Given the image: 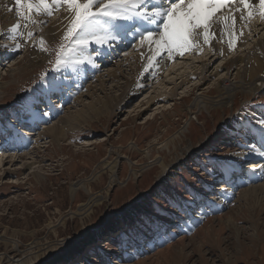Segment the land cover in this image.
Returning <instances> with one entry per match:
<instances>
[{"label": "rangeland", "instance_id": "374dc122", "mask_svg": "<svg viewBox=\"0 0 264 264\" xmlns=\"http://www.w3.org/2000/svg\"><path fill=\"white\" fill-rule=\"evenodd\" d=\"M66 12L61 7L50 16L31 14L33 20L44 23L36 26L28 44L5 55L0 49V86L5 88L0 89V137L11 145L0 149V264H10L4 256H27L24 264H264V190L259 194L261 205L246 211L249 202L244 204L243 190L248 186L237 188L229 198L219 189L223 186V170L231 169L237 162L241 170L253 162L241 155L245 151L242 146L251 141L247 130L261 126L257 110L264 115V107L257 109L254 104H264V91L249 97L236 96L230 106L222 109L201 110L196 119L189 121L184 138L172 140L192 119L189 111L193 98L205 91L203 88H213L211 83L216 80L215 76L206 78L201 88H194L199 79V55L207 48L201 47L197 59L188 63L192 70L184 74L190 83L179 86L169 101L154 100L149 110L142 112L140 101L155 95L143 92L130 102V108H120L118 104L110 120L84 116L72 120V125L68 116L81 107L75 109L70 103L80 93L73 88L76 84L69 81L71 88L63 100L53 104L60 113L51 123L43 122V108L47 110L48 106L40 103L46 93L51 100H57L53 98L55 88L64 83H58L57 78L65 69L52 70L63 34L56 37L46 30ZM9 42L6 36H0V43ZM32 43L45 60L34 64L35 70H25V74L16 70L13 74L18 77L1 80L10 75L11 66H22V59L34 60L35 55L28 51ZM131 49L130 46L126 51ZM88 50L80 55H86ZM89 52L96 54L93 48ZM124 53L118 47L116 56L111 52L102 58L106 66L98 69L99 75L106 76L130 60V55L123 56ZM137 53L134 51L132 56ZM96 59L97 65L102 63ZM226 62L231 70L238 67L236 62ZM214 66L215 63L208 72ZM45 73L46 79L41 80ZM66 73L70 74L68 70ZM91 74L86 78L90 85L98 73L92 80ZM173 77L170 75V81L165 82L163 77L154 80L153 86L164 83L170 89L169 82L179 85L181 79ZM122 81L118 83L121 85ZM88 85L81 92L89 91ZM214 93L213 88L207 95L214 97ZM104 94L97 92L95 99ZM162 105L169 111L160 108ZM28 106L35 111V117L24 111ZM154 114L156 119L152 121ZM58 123L61 128L57 142H50L48 135L39 140L49 125ZM16 129L18 133H28L30 143L15 149ZM164 144L168 150L160 148ZM112 149L118 151V182L109 188L108 174H102L101 167L104 160H111ZM158 161L167 168L165 172ZM217 161L224 169L216 166ZM262 179L254 185L262 184ZM81 181L88 184L92 194L105 197L85 220L78 209L87 201V195L83 190L75 198L70 195L72 185Z\"/></svg>", "mask_w": 264, "mask_h": 264}, {"label": "bare ground", "instance_id": "6f19581e", "mask_svg": "<svg viewBox=\"0 0 264 264\" xmlns=\"http://www.w3.org/2000/svg\"><path fill=\"white\" fill-rule=\"evenodd\" d=\"M2 5H4L5 7L6 6L11 7L13 9L15 8V5L13 3V0H0V36L2 37L6 36V39L8 38L10 40L9 43H0V49L3 50L2 54L5 55V52L13 53L14 51L17 50V48H15V44L17 42H19L21 45L19 48L26 46L28 44L27 41L30 40V37L27 35V33L37 31L36 26L39 23L29 24V26L25 28L24 25L25 23L28 22L19 17L17 18L18 19L17 20L15 18L16 17L15 11L13 10L10 12L8 11V9H4L5 7H3ZM224 9H226L227 11L218 12L216 14V17L213 19L211 23V27L208 30L209 32L208 43H204L203 33H201L199 36L195 37L194 39V43L196 46L193 47L192 49L184 51L182 58L180 57L181 55L176 54L173 57V59L168 60L166 58V54H163L165 58L159 60V57H157V59L159 60L158 65L153 64V66L148 71L144 70L145 66L148 64L147 56L150 55L148 48L146 46L141 47L137 42V48L139 49L138 53L137 50L133 49L132 47H131L132 49L129 52L126 51L130 48L131 43L135 42L134 35L127 36L121 45L120 43L114 44L111 49L106 47L98 48L96 45H92L91 47H89L90 50L86 51L85 53L86 55L83 56H81L80 54L77 55L75 57V60H84L85 63L75 64L73 65L74 67H70L69 69L65 68L64 70H61V72H63L64 74L62 75V77L57 78L58 83L64 82L62 86H66L65 84H68L69 81H71L72 84H76L75 86H73V88H76L77 90L76 93H80L76 101L74 100L75 102L70 101L69 99L70 103L73 105V108L76 109L77 108L76 106L78 105L81 107V109L78 112H76L73 115H70V117L68 116V118L71 120V124L72 125L75 124L74 122L77 120L75 118L84 117V116H89V119L92 120H102V119L105 120L107 118L110 120V116H113L112 111L116 108V106L118 108V104L120 105V108L121 107H123L124 109L130 108L129 106L130 102H132V100L137 95L143 92L151 91V93H155V95L154 97H151L150 95L148 99L144 98L142 101H140L138 106L143 108L142 112L150 108L152 101L154 100L169 101L170 97L174 94V91H176V89H178L179 86L187 85L188 83H190V81L187 80L188 75H184V74L186 73V71L192 70L190 64L188 63L191 61V59L194 60L197 59L196 55L200 54L199 52H201L203 49L201 47H207V48H205L204 49L205 51L202 52L201 55H199L201 62L198 61L197 63L198 64L201 63V64H199L200 66L196 67L197 71H200L199 74L196 73L199 79L197 83L194 84L195 85L194 88L196 87L201 88L204 85V82H206V78L210 79L212 76L213 77L215 76L216 80L211 83L215 91L214 97H210L209 95H207V93L211 92L213 89L209 86L203 88V90L205 91L199 92L193 98V103L191 105V110H193V112L191 110L189 111V117H192V119L186 121V125L182 129H180L177 132V134L173 135L172 140H181L184 138L185 133L188 132L189 130V124H190L189 121L196 119L195 116L196 113L200 112L201 110H210L211 108L214 107H219L222 109L223 107L230 106L231 103L233 102V99L236 96L243 95L249 97V95H255L256 93L260 94L261 91H264V18H261L258 14H256L252 16L250 20L247 21V13H244L243 9H241V13H243V15L245 16V20H238V23L230 31L229 25L231 24V20L226 19V17H229L230 13L228 8H224ZM241 13L232 12L231 15L239 17ZM32 15L36 17L40 16V14H37L35 12L32 13ZM68 16H69L68 12H66L64 15L61 14V16L57 18L56 22L53 25H51L46 30V32L49 34L53 33V35L56 37L61 36L66 30V25L68 23L67 20ZM18 21L20 27L17 30V33L15 34V39H10L9 36H11L12 33L9 32V29L12 27V25L17 24ZM202 31L203 30H201V32ZM241 32L243 33V35H240ZM233 34L235 35L236 42H235V46L230 49L229 42L230 39H232ZM118 47L119 49H122L123 52L124 51L127 52L128 53L127 55H130L129 57L130 60L129 59L126 60L122 64V66L118 67V70L113 72H108L106 76L102 77L101 75H99L100 73L98 70L106 66L104 65L106 64V62L102 60V58L104 57L106 58V56L110 55L111 52H114V56H116V51L118 50ZM91 48L95 49L96 52L95 55H91V53L89 52L91 51ZM28 51L30 54L33 52V54L35 55L34 60L29 61V57L28 59H22L23 65L19 67L17 66L18 63H16L13 66H11L12 69L8 71L10 75H5V77H3L1 80H5V78L8 77L14 79V77L18 75L17 73L13 74V71L16 70H18L20 74H25V70L30 71L32 68H34L33 66L34 64L38 62L41 63L45 60V58H43L44 55L37 51L35 47V43L29 45ZM28 51H26V53ZM134 51H136L137 54L132 56V53ZM97 52H99L100 54L97 55ZM141 52L144 53V59H141ZM127 55H123V56H127ZM228 56L230 59L226 60ZM96 57H97L96 60L99 59L97 62L99 61L102 62L101 64H98V66L94 67L93 64L87 62L89 59H91L94 62L95 61L94 59ZM226 61L236 62L238 64V67L236 69L231 70L227 67L228 62ZM20 63L21 62H19V65ZM214 63L216 64V66H214L211 69V71L208 72V70L212 67ZM94 64L97 65L96 62H94ZM16 66L17 68H14ZM35 69L36 68H34L33 70ZM66 70H68V72L70 73L69 75H67ZM89 72H92V74ZM141 73H143V75H141ZM90 74H91L90 77L91 80L92 77H94V75L97 74L95 80L91 82V85L87 82L88 79H86L90 76ZM164 74L166 75L163 76ZM172 74L174 75L172 79L174 78L181 79L179 85L169 82V84L172 85V88L170 89L166 88V85L164 83L158 84L157 87L153 86L154 80L158 81L162 77L164 79L163 82H165V80L170 81L168 77ZM158 75L160 76L158 77ZM65 77L66 79H64ZM190 77L193 78L192 75ZM143 80H145V82H143ZM120 81H122L121 85L118 83ZM85 84L87 85L89 84L88 86H90V89L89 91L85 89L86 92L83 93L81 92L82 90L81 88L85 87L84 86ZM68 85L67 88L64 90H62L63 89L62 86L60 88L59 87L55 88V97H53L57 99L55 101L53 99L51 100V97H48L47 93L44 95L43 98L44 100H42L43 102H41L40 105L48 106L47 110L45 109V107L43 108V110H45V112L48 114L43 115L42 120H45L43 122L46 123L50 122V120L57 117V115L60 113V110L55 111V108L57 109V107L54 108L53 104L59 103V101L63 100L64 94H66V92H68L69 89L71 88L70 85L69 86ZM107 86H109V89H107L109 91L105 89ZM0 89L4 90L5 88L4 86H0ZM110 90L112 91L114 90L115 94L117 92H121V94L115 95ZM97 92L101 94L105 92V94L103 95V97H99L97 95L98 97H96L95 99ZM67 100L68 98H66L64 102ZM75 103L77 104L75 105ZM160 108H163V110L165 111H169V107L167 108L165 105H162ZM124 109L121 110L123 111ZM24 111L25 112L27 111L29 114H31L32 118L33 115L35 117L34 114L35 111H33L30 108V106L26 107ZM257 111H258L257 114L260 117V121L261 120L264 121V115L262 114L263 111L260 110ZM156 114L153 115L152 121H155ZM74 119L75 121H72ZM128 121L129 119L125 120L124 124H127ZM195 121L197 122V120ZM58 128H61V125H59V123L53 126L49 125L46 131L43 132L42 136L40 135L39 140L41 139V137H45L46 135H48L50 137L49 138L50 142L53 143L57 142L59 138ZM12 129L13 128L11 127V130ZM66 129L69 130L68 128ZM16 132L17 135L13 141L14 142L13 144H15L16 146H13V148L16 149L17 147H24L25 144L30 143L27 137L29 136L28 133L25 132L18 133L17 129L15 130V133ZM247 135L251 139V141H249V145L242 146V148L245 149V151H242L241 155L245 159L252 160L253 162L247 164L245 167L243 166L241 170H240L239 162H237V164H234L231 169L223 170L224 175L223 177L220 178V180L223 183V186L219 189L224 190L225 191L224 195H226L229 198L232 196V192H234L237 188L248 186L243 191L245 192L244 204L246 205L249 202L246 211H249V210H253L256 207L258 208V206H260L262 203L259 194H261V191L264 190L263 187L264 173H262L258 168H256V165L264 164V155L260 154V153H264V138H262L261 136L260 128L257 127L248 129ZM7 144L9 146L10 141H7L4 137L1 136L0 149L2 148L5 149ZM92 144H96V142L93 141ZM92 144H90L89 146H91ZM85 146L88 147L87 144ZM160 148L168 150L165 144L162 145ZM109 153L112 154V156H109V158L110 157L112 158L111 160L106 159L103 161L101 172H104L102 174H108L109 177L108 187L110 188L111 186H114L118 182L117 170H118L119 157H118V151H116V149L110 150ZM1 160H0V165L2 164ZM158 165L161 168V170H163L164 172L166 171L167 168L165 167L163 162L158 161ZM221 165H222L221 162L219 161L216 162V166L219 169H224V167L222 168ZM229 170H231V173ZM261 179H262L261 182L262 184L254 185L255 182H258ZM95 181H98V177H96ZM90 189L91 188H88V184L85 185V183L81 181L72 185V188L70 190V195L71 197L74 198L77 196L76 194L79 190L81 191L83 190L87 195V201L84 202L82 205H80L78 209V214L79 216L83 217V219L87 218V216H89V214L91 213L92 209L99 206L103 202V200H105V197L102 196L101 193L92 194ZM204 212L207 211L205 210ZM4 257L6 259V262L10 264H14V263L24 264L26 260H28L27 256H22L24 257L22 259L20 258L17 259L15 257L9 259L6 256Z\"/></svg>", "mask_w": 264, "mask_h": 264}, {"label": "snow or ice", "instance_id": "6c2138e0", "mask_svg": "<svg viewBox=\"0 0 264 264\" xmlns=\"http://www.w3.org/2000/svg\"><path fill=\"white\" fill-rule=\"evenodd\" d=\"M13 3L15 8H9L8 11L14 10L17 17L27 21L25 28L29 24L44 23L32 19L31 14L34 12L50 16L53 11L64 7L69 13L53 71L71 67L73 62L85 63L84 60H74V57L92 45L111 49L114 44L123 43L129 35L135 36V42L131 43L133 49L139 51L137 42L141 47L148 48L150 55L147 56L148 64L144 69L148 71L153 64L158 65L159 60L165 58L163 54L171 60L176 54L183 56L184 51L195 47L194 39L201 34V30L204 43H208V30L221 9L229 10L230 15L226 19L231 20L230 31L238 20H245L241 9L247 13V19L256 14L264 18V0H13ZM232 12L241 15L236 17L231 15ZM19 27V21L12 25L9 29L12 33L10 39H15ZM27 35L31 37L32 32ZM235 42L233 35L229 42L230 49L235 46ZM20 46L19 42L15 44L17 49ZM141 59H144L143 52ZM87 62L98 66L91 59ZM46 75L43 74L41 80L46 79ZM260 125V133L264 138V121ZM256 168L264 173V164H258Z\"/></svg>", "mask_w": 264, "mask_h": 264}]
</instances>
